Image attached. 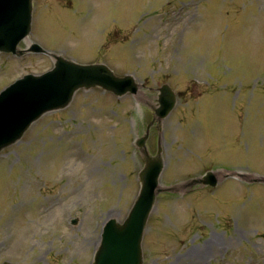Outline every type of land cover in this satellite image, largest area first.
<instances>
[{
  "label": "rangeland",
  "instance_id": "374dc122",
  "mask_svg": "<svg viewBox=\"0 0 264 264\" xmlns=\"http://www.w3.org/2000/svg\"><path fill=\"white\" fill-rule=\"evenodd\" d=\"M167 10L183 12L185 21L169 23L173 12L161 19ZM110 32L129 40L110 45ZM33 40L79 61L92 59L106 43L112 49L104 57L112 68L154 87L175 72L172 85L183 93L178 109L188 114V100L200 104L191 122L194 133L198 126L202 131L192 143L205 146L188 151V133L181 131L173 139L169 132L178 112L170 116L166 182L187 172L198 176L226 160L251 171V184L230 178L225 189L233 195L218 199L220 205H202L205 195L185 197L175 203L177 210L162 197L145 235V264H264V0H35L32 33L21 46ZM7 61L0 55V69ZM14 61L0 73V91L26 73L53 67L43 54ZM139 64L156 67L141 71ZM191 81L201 85L202 95ZM93 92H80L68 108L46 114L7 149L24 163L0 159V244H12L2 250L0 264H92L106 220L125 218L140 188L142 162L134 143L145 124L141 104ZM235 100L251 104V115L243 112L239 124ZM237 133L240 145L233 142ZM73 218L78 223L71 226ZM228 250L234 254L227 260Z\"/></svg>",
  "mask_w": 264,
  "mask_h": 264
},
{
  "label": "water",
  "instance_id": "95a60500",
  "mask_svg": "<svg viewBox=\"0 0 264 264\" xmlns=\"http://www.w3.org/2000/svg\"><path fill=\"white\" fill-rule=\"evenodd\" d=\"M32 9L33 0H0V51L18 52L19 42L31 30ZM30 50H39V47L34 45ZM56 59L55 68L48 73L28 75L0 96V104L4 101L5 109L1 122L9 130L27 123L36 111L43 113L67 103L82 87L102 86L118 95L137 91L132 76L117 77L104 64H78L62 56H56ZM167 97L164 92L161 100H173L171 94ZM12 134H17L15 129ZM155 166L159 167L153 164L140 174L142 189L127 221L121 225L112 220L106 226L95 264L141 263L140 240L158 186Z\"/></svg>",
  "mask_w": 264,
  "mask_h": 264
},
{
  "label": "bare ground",
  "instance_id": "6f19581e",
  "mask_svg": "<svg viewBox=\"0 0 264 264\" xmlns=\"http://www.w3.org/2000/svg\"><path fill=\"white\" fill-rule=\"evenodd\" d=\"M202 255H203V254H202V253H200V254H199V257H202Z\"/></svg>",
  "mask_w": 264,
  "mask_h": 264
}]
</instances>
